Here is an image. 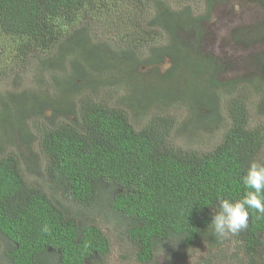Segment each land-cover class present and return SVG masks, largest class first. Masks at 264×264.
<instances>
[{"label":"trees","instance_id":"trees-1","mask_svg":"<svg viewBox=\"0 0 264 264\" xmlns=\"http://www.w3.org/2000/svg\"><path fill=\"white\" fill-rule=\"evenodd\" d=\"M221 1L204 0L196 15L169 0H0V38L9 37L21 62L9 76L31 74L24 92L0 93V264L106 256L110 234L68 203L93 209L101 199L121 218L114 230L137 263L163 255L175 264L206 246L194 264H264V215L250 210L248 229L230 235L237 249L229 254L227 238L210 234L217 197L241 199L249 163L264 162V129L253 125L264 114V51L254 54L262 69L255 75L222 79L228 62L204 48L205 22ZM257 33L263 38L249 43L264 41V30ZM8 46L0 40V53ZM180 100L187 123L227 121L211 148L173 142L182 125L166 109ZM10 137L37 145L45 182L31 181L21 154L4 149Z\"/></svg>","mask_w":264,"mask_h":264},{"label":"rangeland","instance_id":"rangeland-1","mask_svg":"<svg viewBox=\"0 0 264 264\" xmlns=\"http://www.w3.org/2000/svg\"><path fill=\"white\" fill-rule=\"evenodd\" d=\"M169 1L174 9H178L186 5L190 6L191 10L196 15L204 13L205 10L204 0ZM205 24L206 31L204 48L208 52H212L222 59H225V62H228V64H226V71L221 74L222 79L226 80L234 77H247L250 74L255 75L254 72L256 69H260V64L253 59L254 54L258 51H264V41H260V39H258L254 41L251 40L249 43V39H252L253 35H258V37L263 38V34L259 35L257 31L258 29L264 30V26H262L264 24V8H261L257 3L252 2L251 0H224L216 2L213 12ZM249 31H253L254 34L248 36V34H251ZM105 32L106 31H100L98 34L101 38H105ZM242 33L243 35L245 34L243 40L246 41L243 43H237V34ZM0 40L3 44H9L8 50L4 53H0V74L4 71H7L8 73V76L5 79H1L2 77L0 75V93L21 91L23 90L22 86L25 88V86L30 85V80L27 78H29L31 74L27 73V76L25 74L21 76H13L14 74H12L9 76L12 67L18 68L17 65H20L21 62L16 60L17 58L14 59L16 52L10 49L11 42L9 41V37L1 35ZM168 65L169 64L167 62L161 64L160 72L165 71ZM139 70L141 72H147L149 67L142 66ZM261 76L262 79H264V71L261 72ZM99 92L101 96L109 98V101L112 103L119 100L114 89H100ZM184 102L185 101L180 100L177 103V106L175 104L172 107L168 106L166 109L172 116L177 118V125H182L180 131L172 135L173 142L177 145L192 147L198 150H207L211 148L212 145L219 141L222 136L223 129L219 128L220 124L224 126L227 121L223 119V123L220 121L218 126L207 122L198 123L199 125L196 124V122L193 124L187 123L189 121L186 120L190 117L189 110L185 108ZM5 104L6 102L1 104L0 107ZM256 106L257 104H252V109H255L252 116H254L257 112ZM253 125H258L264 129V114L256 117L253 120ZM183 126L187 127V129L183 128ZM24 142L25 141L20 140V138L10 137L6 140L4 149L21 154L24 172L31 181L36 180L38 182H45V161L42 157V153L37 145L31 144V146H27L23 144ZM68 203L72 210L81 213V218L83 220L87 221L95 219V222L100 223L103 226V230L110 234V239L112 240L110 252L104 257H98L96 262L93 264H140L129 258L130 254L127 250L130 251V248L125 247L127 249L126 250L123 246H121L118 234L114 230L115 227L119 228V220H121V218L111 211L107 202L101 199L98 203L102 207L93 209L85 208L78 204L72 205L70 202ZM225 246L228 249V254L237 249L231 236L227 237ZM207 254V248L206 246H203L193 252L188 251L185 254L187 256L176 259L175 264H194V262L198 261L202 256H207ZM244 260L246 261L245 258ZM151 264H166L164 256H159L158 261ZM222 264H230V260L228 259L227 263ZM233 264H237L235 260H233Z\"/></svg>","mask_w":264,"mask_h":264},{"label":"clouds","instance_id":"clouds-1","mask_svg":"<svg viewBox=\"0 0 264 264\" xmlns=\"http://www.w3.org/2000/svg\"><path fill=\"white\" fill-rule=\"evenodd\" d=\"M241 179L245 188L241 199L217 197L218 205L210 222V234L217 239L246 231L249 227L250 210L264 215V162L251 161ZM41 230L47 233L51 229L44 223ZM154 244L161 248L159 241Z\"/></svg>","mask_w":264,"mask_h":264}]
</instances>
